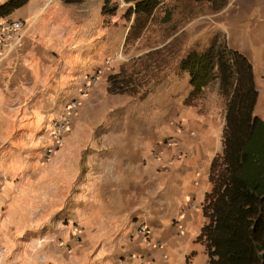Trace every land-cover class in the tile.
Returning <instances> with one entry per match:
<instances>
[{"label":"crops","instance_id":"1","mask_svg":"<svg viewBox=\"0 0 264 264\" xmlns=\"http://www.w3.org/2000/svg\"><path fill=\"white\" fill-rule=\"evenodd\" d=\"M99 2L0 0V22L22 24L0 42V264H208L203 208L221 109L216 125L205 118L217 110L198 114L195 136L175 134L179 147L166 149L183 78L167 52L127 54V31L114 40ZM204 19L187 32L202 46L222 33L250 62L264 120V0H232ZM73 101L72 130L48 161L49 124Z\"/></svg>","mask_w":264,"mask_h":264},{"label":"trees","instance_id":"2","mask_svg":"<svg viewBox=\"0 0 264 264\" xmlns=\"http://www.w3.org/2000/svg\"><path fill=\"white\" fill-rule=\"evenodd\" d=\"M231 1L126 0L133 21L125 45L141 40L152 27L161 28L160 44H170L161 50L148 47L154 52L144 57L168 53L164 57L174 66L169 69L188 79L184 105L193 106L217 90L224 122L222 151L212 161L203 208L211 222L208 264H264V120L256 114L259 94L252 67L228 46L224 34L212 35L202 46L187 32Z\"/></svg>","mask_w":264,"mask_h":264},{"label":"rangeland","instance_id":"3","mask_svg":"<svg viewBox=\"0 0 264 264\" xmlns=\"http://www.w3.org/2000/svg\"><path fill=\"white\" fill-rule=\"evenodd\" d=\"M100 4H102V16H103V27H105V29L107 28L108 30H110L111 35H113L114 32H116V34L114 33L115 37L114 40H117V37L119 36V32L120 33H124L125 31L128 30V28L130 27V24L133 21V8L132 6L126 2V0H100L99 2ZM208 20L207 19H200L198 21H196L193 25L192 28L194 30V28H203V26L206 25V22ZM162 30L161 28H151L150 31H148L146 33V35L143 36V38L141 40L138 41H134L133 43H129V41L127 42V44L124 46V51H127V54L129 53H136V52H140L142 50H146L148 47H153V46H159L160 45V39L159 36L161 34ZM193 33V32H192ZM191 35V33H189ZM123 36V35H122ZM126 37V35H125ZM112 40V41H114ZM202 42L205 41V38L201 39ZM206 42H204L203 44H205ZM159 44V45H158ZM153 54V53H151ZM114 58V57H113ZM112 58V59H113ZM90 84H92L93 82L91 80H89ZM188 79L187 78H183V83L179 84V87L177 86V89L175 90L176 92H180L181 88H182V95H187L188 93ZM217 90L215 89L214 91H208L206 93V97L200 101H197V103H194L193 106L187 107L184 105V99L186 97L183 96L181 104H180V100L179 97H173L171 101L174 102V106L170 107L167 110L166 115H170L171 113H173L174 110H176L179 115L176 116V118H174L171 121V128L174 127L175 128V133L171 134V136H168L167 138H165V142L164 145H166V149L170 150V149H176L179 147V145L177 144V139H179L178 136H176L179 133H184L187 132L188 134H190L191 136H195L196 134V129L199 128V124L196 123L194 129L191 128V124L197 121L198 114L201 113H206L208 112L209 109H212V111H216L213 113H207L206 116L207 118H205V122L209 123L214 121V124H217L216 119L219 117L218 116V111H219V106L217 105V102H214V97L215 99L218 98V95L216 94ZM170 105V103H169ZM183 107L193 110L192 113H194L190 118L193 120H188L189 118H187L186 116L180 114V110ZM175 109H174V108ZM77 109V108H76ZM76 109L74 110V112L72 114H70V122L72 123V118L74 117V114L76 112ZM70 112V109H69ZM68 112V113H69ZM67 113V114H68ZM215 113V114H214ZM217 114V116H215ZM64 114L60 115L59 117H56L54 119L51 120L48 130L50 131V137L52 139V144L51 146H49L48 151H47V160L50 161L52 159L53 156H55V154L60 150V148L64 145V143L62 145H59L58 142L52 138V130H53V123L55 120L62 118ZM163 115V114H162ZM165 115V116H166ZM217 117V118H216ZM221 121V123H223V120H219ZM201 122V121H200ZM213 123V122H212ZM72 130V125L71 128L69 129V132L66 134V136L70 133V131ZM176 134V135H175ZM65 136V138H66ZM221 143H222V139H221ZM157 155L159 156L160 153L156 152V158ZM182 155H180V160L182 159ZM212 163V161H211ZM191 209H195L197 208V205L194 206V203H190ZM180 231L182 230V225L178 224ZM207 256L209 257V254H207ZM200 263H203V259L201 257V261Z\"/></svg>","mask_w":264,"mask_h":264},{"label":"built area","instance_id":"4","mask_svg":"<svg viewBox=\"0 0 264 264\" xmlns=\"http://www.w3.org/2000/svg\"><path fill=\"white\" fill-rule=\"evenodd\" d=\"M22 28V24L19 22H13V21H1L0 22V42H4L6 38L10 37L11 34L15 31H18ZM91 81H93V78H90ZM78 102L73 101L71 102L69 109L70 112L67 114H64L62 118L57 119L54 121L52 127V138L55 139L59 145H62L65 141V136L69 132V129L71 128V122H70V114L74 112V110L77 108ZM139 233H142L145 237H148L150 234L149 227L144 223L141 224Z\"/></svg>","mask_w":264,"mask_h":264},{"label":"clouds","instance_id":"5","mask_svg":"<svg viewBox=\"0 0 264 264\" xmlns=\"http://www.w3.org/2000/svg\"><path fill=\"white\" fill-rule=\"evenodd\" d=\"M221 139H222V136H221ZM194 206H196V205L194 204ZM182 230H183V228H182Z\"/></svg>","mask_w":264,"mask_h":264}]
</instances>
